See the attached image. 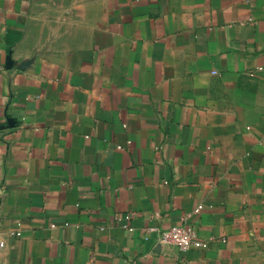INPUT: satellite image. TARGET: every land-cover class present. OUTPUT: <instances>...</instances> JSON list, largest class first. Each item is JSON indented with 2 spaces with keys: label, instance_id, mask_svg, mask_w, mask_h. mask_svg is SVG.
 I'll return each instance as SVG.
<instances>
[{
  "label": "crops",
  "instance_id": "obj_1",
  "mask_svg": "<svg viewBox=\"0 0 264 264\" xmlns=\"http://www.w3.org/2000/svg\"><path fill=\"white\" fill-rule=\"evenodd\" d=\"M0 264H264V0H0Z\"/></svg>",
  "mask_w": 264,
  "mask_h": 264
},
{
  "label": "built area",
  "instance_id": "obj_2",
  "mask_svg": "<svg viewBox=\"0 0 264 264\" xmlns=\"http://www.w3.org/2000/svg\"><path fill=\"white\" fill-rule=\"evenodd\" d=\"M201 209L202 207H199L196 211L199 212ZM154 231L157 233V243L160 247L173 246L181 252L208 248V243L201 239L196 227L190 223H182Z\"/></svg>",
  "mask_w": 264,
  "mask_h": 264
}]
</instances>
